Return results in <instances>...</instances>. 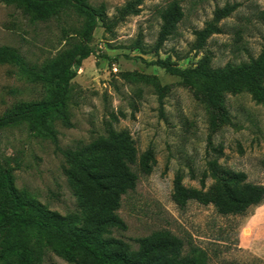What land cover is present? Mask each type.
Here are the masks:
<instances>
[{"label":"rangeland","instance_id":"rangeland-1","mask_svg":"<svg viewBox=\"0 0 264 264\" xmlns=\"http://www.w3.org/2000/svg\"><path fill=\"white\" fill-rule=\"evenodd\" d=\"M130 0H89L113 18ZM177 3L183 13L176 27L160 42L162 14ZM229 15L216 19L224 9ZM137 15L128 16L111 32L100 23L89 44L92 54L72 81L65 116L52 115L45 129L32 130L29 121L0 129V162L11 168L18 194L49 213L72 216L78 230L96 227L97 211L91 197L70 179L64 154L91 143L108 130H126L138 157L152 149L156 163L151 174L133 170L137 186L121 197L117 213L127 228H111L104 240H121L128 247L112 246L138 258V239L169 231L184 241V254L203 255V264H264V202L243 215H222L213 205L190 201L180 208L173 197L174 180L201 188L208 163L245 172L250 182L264 184V106L245 89L224 95L230 120L219 128L210 125L207 106L182 79L155 63L169 61L195 67L207 55L210 65H249L264 50V0H145ZM208 23L219 32L196 48L197 31ZM86 17L73 9L40 20L17 3L0 0V48L16 51L29 64L49 74L62 67L61 55L80 42ZM264 83V81H263ZM164 92L163 106L159 98ZM47 83H34L17 67L0 63V116L15 106L51 98ZM115 115L118 120H114ZM221 150V151H220ZM208 175L206 189L214 184ZM149 264H163L156 256ZM40 264H92L87 256L69 262L45 249Z\"/></svg>","mask_w":264,"mask_h":264},{"label":"trees","instance_id":"trees-1","mask_svg":"<svg viewBox=\"0 0 264 264\" xmlns=\"http://www.w3.org/2000/svg\"><path fill=\"white\" fill-rule=\"evenodd\" d=\"M2 1L19 4L40 20L58 17L68 9L86 17L81 41L74 43L61 55L62 67L51 74L46 70H38L13 49L0 48V63L14 65L31 82L49 84L52 93L48 100L20 104L0 116V129L27 120L32 130L45 129L56 141L49 119L54 114L65 116L71 83L83 61L92 54L89 44L94 31L102 23L111 32L128 16L137 15L145 0L128 1L113 18L106 16L104 10L97 9L89 0ZM232 10V7L225 8L224 13H219L216 19L229 15ZM182 17V9L177 3L163 12L165 24L160 42L165 40ZM216 32H219V28L212 23L197 31L196 48H203L207 39ZM155 64L181 78L183 84L207 106L212 128H219L230 120L224 106L226 93L245 89L264 106V50L257 59L244 66L214 68L207 55L195 67L182 68L169 61ZM163 98L164 92L159 98L161 107ZM112 118L118 120L115 115ZM64 154L71 166L67 171L70 179L83 186L79 197L92 198L89 203L97 211L96 227L78 230L72 226V216L49 213L35 202L23 199L16 190L13 171L0 162V264H40L45 249L69 262L83 255L92 264H149L150 256L158 257L163 264L204 263L203 255L199 253L185 255L184 241L169 231H157L138 239L142 248L138 258H131L122 252H111L112 246H128L118 239L102 238V234L111 228H127L117 213L121 197L134 191L137 186L138 175L133 170L134 166L143 174L152 173L156 160L151 148L139 158L128 131L110 128L106 136L76 150L64 151ZM208 166L209 172H205L200 180V189L184 186L182 176L176 175L173 197L180 208H185L190 201H197L206 206L213 205L222 215H243L264 202V184L250 182L245 172L221 167L217 159L210 160ZM208 175L215 181L206 189Z\"/></svg>","mask_w":264,"mask_h":264},{"label":"crops","instance_id":"crops-1","mask_svg":"<svg viewBox=\"0 0 264 264\" xmlns=\"http://www.w3.org/2000/svg\"><path fill=\"white\" fill-rule=\"evenodd\" d=\"M262 245V249H261V253H260V257L261 259L264 261V243H261Z\"/></svg>","mask_w":264,"mask_h":264}]
</instances>
